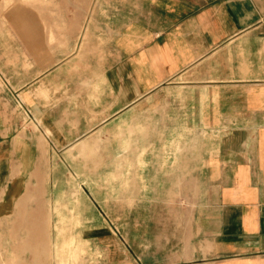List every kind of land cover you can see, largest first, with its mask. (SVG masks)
Wrapping results in <instances>:
<instances>
[{
	"label": "crops",
	"instance_id": "0c3cea01",
	"mask_svg": "<svg viewBox=\"0 0 264 264\" xmlns=\"http://www.w3.org/2000/svg\"><path fill=\"white\" fill-rule=\"evenodd\" d=\"M111 2L87 36L27 52L33 118H0V194L106 173L121 200L94 201L128 221L110 264H264V0Z\"/></svg>",
	"mask_w": 264,
	"mask_h": 264
},
{
	"label": "rangeland",
	"instance_id": "374dc122",
	"mask_svg": "<svg viewBox=\"0 0 264 264\" xmlns=\"http://www.w3.org/2000/svg\"><path fill=\"white\" fill-rule=\"evenodd\" d=\"M111 1L0 0L3 121L27 127L33 118L18 91L26 80L27 52L37 50L41 37L48 34L66 37L67 46L70 37L87 36L92 28L90 22L104 23L109 19L106 16L119 12L120 7ZM104 28L93 30L101 32ZM33 128L38 132L35 122ZM78 174L55 173L51 187L43 193L36 189L43 202L13 203L16 198L10 193L0 194V264H110L107 244L113 239L121 243L122 226H127L128 221L122 219L121 202L100 203L94 199L120 201L121 188L113 187L114 178L106 173H98L96 181H91L88 172ZM169 208V204H162V211L168 212ZM130 222L136 228L137 219Z\"/></svg>",
	"mask_w": 264,
	"mask_h": 264
},
{
	"label": "bare ground",
	"instance_id": "6f19581e",
	"mask_svg": "<svg viewBox=\"0 0 264 264\" xmlns=\"http://www.w3.org/2000/svg\"><path fill=\"white\" fill-rule=\"evenodd\" d=\"M33 215H34V214H33ZM33 215H32V216H33ZM37 216H38V215H37ZM37 219H38V218L36 217V219H35L36 222H37ZM37 223H38V222H37ZM36 228H37V227H36ZM31 234H32V233H31ZM34 235H35V234H34ZM40 235H41V234H40ZM40 235H39V241L42 239V237H40ZM32 236H33V235H32ZM41 236H42V235H41ZM40 238H41V239H40ZM29 240L31 241V239H29ZM34 245H35V244H34ZM31 246H32V244H31Z\"/></svg>",
	"mask_w": 264,
	"mask_h": 264
}]
</instances>
